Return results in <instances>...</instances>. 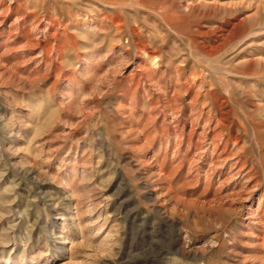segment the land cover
<instances>
[{
  "label": "rangeland",
  "instance_id": "rangeland-1",
  "mask_svg": "<svg viewBox=\"0 0 264 264\" xmlns=\"http://www.w3.org/2000/svg\"><path fill=\"white\" fill-rule=\"evenodd\" d=\"M197 1L0 0V264H264V0Z\"/></svg>",
  "mask_w": 264,
  "mask_h": 264
},
{
  "label": "bare ground",
  "instance_id": "bare-ground-1",
  "mask_svg": "<svg viewBox=\"0 0 264 264\" xmlns=\"http://www.w3.org/2000/svg\"><path fill=\"white\" fill-rule=\"evenodd\" d=\"M114 1V0H113ZM116 1V0H115ZM192 1V0H191ZM199 1V0H198ZM197 1V2H198ZM165 2V1H164ZM182 2H184V1H182ZM144 3V2H143ZM163 3V2H162ZM176 4V3H175ZM180 4H181V2H180ZM111 5V4H110ZM114 7V6H113ZM174 9V8H173ZM169 10V9H168ZM186 12V11H185ZM103 14V13H102ZM101 17H103V16H101ZM112 20V19H111ZM119 22V21H118ZM115 23V22H114ZM117 23V22H116ZM224 30V29H223ZM226 35V34H225ZM144 49V48H143ZM145 50V49H144ZM149 52H151V51H149ZM151 54V53H150ZM156 55V54H155ZM151 57V56H150ZM155 57V56H154Z\"/></svg>",
  "mask_w": 264,
  "mask_h": 264
}]
</instances>
